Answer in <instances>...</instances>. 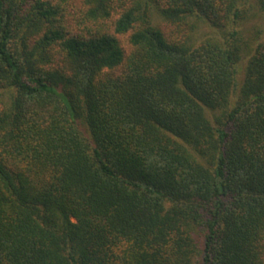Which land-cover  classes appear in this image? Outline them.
<instances>
[{
  "label": "trees",
  "instance_id": "1",
  "mask_svg": "<svg viewBox=\"0 0 264 264\" xmlns=\"http://www.w3.org/2000/svg\"><path fill=\"white\" fill-rule=\"evenodd\" d=\"M257 17L0 0V264H264Z\"/></svg>",
  "mask_w": 264,
  "mask_h": 264
},
{
  "label": "rangeland",
  "instance_id": "2",
  "mask_svg": "<svg viewBox=\"0 0 264 264\" xmlns=\"http://www.w3.org/2000/svg\"><path fill=\"white\" fill-rule=\"evenodd\" d=\"M263 22H264V17H261V19L259 17H257L255 20H253L252 22H250L248 24L247 28H246V31L247 32H246L245 35L248 36L249 31L254 30V28L257 27V26L263 27L264 26ZM120 41H121V45L124 48L128 49V37L127 36H121L120 37Z\"/></svg>",
  "mask_w": 264,
  "mask_h": 264
}]
</instances>
